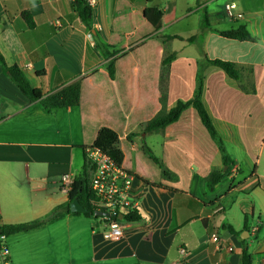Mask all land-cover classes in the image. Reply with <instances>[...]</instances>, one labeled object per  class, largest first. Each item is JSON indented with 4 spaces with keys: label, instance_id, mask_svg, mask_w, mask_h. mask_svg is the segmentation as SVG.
Returning a JSON list of instances; mask_svg holds the SVG:
<instances>
[{
    "label": "crops",
    "instance_id": "1",
    "mask_svg": "<svg viewBox=\"0 0 264 264\" xmlns=\"http://www.w3.org/2000/svg\"><path fill=\"white\" fill-rule=\"evenodd\" d=\"M94 1L97 38L120 51L113 79L71 0H0V51L7 63L18 65L44 94L81 82L79 105L49 112L29 102L0 65V216L4 225L25 224L66 205L60 176H83L84 149L108 127L119 136L122 168L134 176L132 194L142 218L127 222L125 235L111 240L93 216L64 214L9 235L12 263L215 264L209 235L219 231L234 246L219 264H242L245 245L252 264H264V0ZM227 4L243 17L229 18ZM239 26L256 40L221 34ZM165 36L183 39L164 44ZM167 50L176 53L167 106L192 99L203 74V102L231 159L227 168L193 106L163 133L140 132L162 107ZM203 53L235 63L241 78L207 64ZM142 140L175 179L163 177ZM214 169L227 172L211 191L207 178Z\"/></svg>",
    "mask_w": 264,
    "mask_h": 264
},
{
    "label": "trees",
    "instance_id": "2",
    "mask_svg": "<svg viewBox=\"0 0 264 264\" xmlns=\"http://www.w3.org/2000/svg\"><path fill=\"white\" fill-rule=\"evenodd\" d=\"M71 8L73 12L79 17L81 22L87 28V30L94 37V46L99 50L103 57L107 59L106 68L109 72L110 77L115 78L116 68H115V57L119 54V50L114 47L107 45L97 38V31L93 26V9L87 4V0H71ZM23 17L27 21L30 27L34 26V22L30 13L25 12ZM221 34L229 39L243 41V42H254L256 39L249 33L245 26H239L235 30H230L226 32H221ZM174 38L183 39L182 37H172L165 36L163 38L164 44L173 40ZM194 37L189 38L188 41H193ZM176 57V53L165 52V56L162 60L161 68V80H160V101L162 107L160 111L149 121L143 123L140 126L141 133H163L164 130L176 123L182 114V112L190 106H193L199 113L200 118L209 131L211 137L218 144L219 149L222 154V160L224 166L228 167L231 161L224 143L217 132L213 121L205 107L203 102V93H204V76L199 71L197 75V85L195 94L192 99L188 101H178L173 107L169 108L167 106V95H168V69L171 62ZM202 60L207 64H211L217 68L222 69L227 73V75L234 79L239 80L242 76V72L239 67L230 61H224L220 59L211 60L206 54H202ZM0 65L4 74L9 78V80L23 93V95L28 99L29 102H38L43 108L49 112L60 109V108H70L79 105L81 99V82L79 80L68 84L62 88H59L55 91L44 94L42 90L35 88L31 85L30 81L26 77L24 71L18 65H10L7 63L5 57L0 51ZM137 133H132L129 136V139H132L133 136H136ZM142 148L151 160V162L157 166L163 174L165 179L173 180L176 178L173 174L160 160L152 150L147 146L144 140H142ZM89 148H95L101 150L103 153L112 158L115 163L119 166H122L124 160V154L120 146V139L118 134L108 128L103 127L99 130L97 137L93 145ZM88 148H85L86 151ZM92 171V164L88 160L85 152V165H84V174L81 178L74 180L71 190L68 193V202L64 206L57 207L53 214L47 219L34 221L31 223L17 224V225H5L1 228L2 233L7 236L22 232L29 231L35 228H38L48 222L57 220L64 214L70 213V203L77 199L86 209L89 210V213H86L87 216H93L92 209L90 207L89 200L92 197V193L89 188L90 176ZM227 171L214 169L209 177L207 178L209 190H214L216 185L221 182L224 178ZM78 214V213H73ZM124 218L127 222H137L141 220L142 216L138 209L130 210L124 215ZM248 230L247 227H245ZM242 264H252V256L249 252L247 245H245L242 251Z\"/></svg>",
    "mask_w": 264,
    "mask_h": 264
},
{
    "label": "built area",
    "instance_id": "3",
    "mask_svg": "<svg viewBox=\"0 0 264 264\" xmlns=\"http://www.w3.org/2000/svg\"><path fill=\"white\" fill-rule=\"evenodd\" d=\"M87 4L93 7L94 0H87ZM236 6L225 5L226 15L231 18H242L243 15L236 13ZM92 34H90V37ZM86 156L92 164L89 188L92 197L89 200L93 218L102 227L101 234L111 240H117L125 235L127 221L124 215L130 210L137 209L139 201L133 198L132 183L134 176L119 166L108 155L99 149L88 148ZM74 180L67 174L60 176L61 191L68 195ZM105 213L102 216H95L94 212ZM123 218L119 219L118 215ZM259 224H261L259 222ZM5 225L0 216V264H13L11 249L7 243V235L2 233L1 228ZM255 227L253 231H257ZM209 242L214 246L217 255L215 264L224 261L226 254L234 252V246L225 241L219 231H214L209 235ZM181 256L188 255L185 249H181Z\"/></svg>",
    "mask_w": 264,
    "mask_h": 264
},
{
    "label": "water",
    "instance_id": "4",
    "mask_svg": "<svg viewBox=\"0 0 264 264\" xmlns=\"http://www.w3.org/2000/svg\"><path fill=\"white\" fill-rule=\"evenodd\" d=\"M227 168V167H226ZM70 212L71 213H89V210L86 209L77 199L73 200L71 203H70ZM105 213L103 212H100V211H96L94 212V215L95 216H102L104 215ZM118 218L119 219H122L123 216L120 214L118 215ZM242 238H245V237H248V233L247 231L243 232L242 235H241Z\"/></svg>",
    "mask_w": 264,
    "mask_h": 264
},
{
    "label": "rangeland",
    "instance_id": "5",
    "mask_svg": "<svg viewBox=\"0 0 264 264\" xmlns=\"http://www.w3.org/2000/svg\"><path fill=\"white\" fill-rule=\"evenodd\" d=\"M243 196H245V195H243ZM252 217L249 215V223H251L252 222ZM10 238V236H7V243H8V239ZM253 249V248H252Z\"/></svg>",
    "mask_w": 264,
    "mask_h": 264
}]
</instances>
